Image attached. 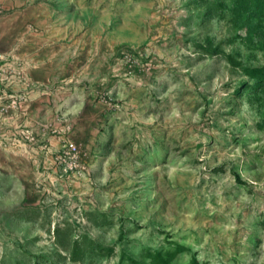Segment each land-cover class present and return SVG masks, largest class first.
<instances>
[{"label": "rangeland", "instance_id": "374dc122", "mask_svg": "<svg viewBox=\"0 0 264 264\" xmlns=\"http://www.w3.org/2000/svg\"><path fill=\"white\" fill-rule=\"evenodd\" d=\"M90 8L106 113L31 123L33 45ZM0 52V264H264V0H0Z\"/></svg>", "mask_w": 264, "mask_h": 264}, {"label": "crops", "instance_id": "0c3cea01", "mask_svg": "<svg viewBox=\"0 0 264 264\" xmlns=\"http://www.w3.org/2000/svg\"><path fill=\"white\" fill-rule=\"evenodd\" d=\"M43 10V4L40 1L32 4V21L35 24L44 21L48 23L53 20L48 10L43 17ZM89 10L81 14L80 11L69 9L65 13L68 29L64 28L60 32H55L51 26L52 30L46 34L45 43L41 46L42 50L46 49L45 52H39L40 48L33 45L36 59L32 58L30 73L33 78L32 83L36 88L32 89L31 99L26 104L28 108L25 113L31 123L50 118L56 107H61L62 110L73 114L77 124L82 127L81 131L86 135H91L94 133L92 122L106 113L105 107H108V102L95 100L93 96L94 78L88 84L80 79L83 77L82 73L101 72L106 62L104 59L101 61L100 58H106L105 54L108 52H102L101 42L104 40V34L96 33L88 28L92 24V21L88 19L96 16L93 8ZM75 22L82 24V28L76 32L70 28L75 25L73 24ZM32 36L36 37V34ZM55 61L62 67L58 76L54 75L57 71L53 68ZM51 77L55 80H51ZM85 88L88 89L85 90ZM35 89L36 91H33ZM27 117L26 120H28ZM38 133L36 131L37 135Z\"/></svg>", "mask_w": 264, "mask_h": 264}, {"label": "built area", "instance_id": "2783aa9c", "mask_svg": "<svg viewBox=\"0 0 264 264\" xmlns=\"http://www.w3.org/2000/svg\"><path fill=\"white\" fill-rule=\"evenodd\" d=\"M1 57H2V53L0 52V58ZM55 159L61 164H71L69 166L70 168L79 165L80 167L81 166L83 167L82 164H84L78 145L70 139H67L63 143V147L60 149L59 153L55 156Z\"/></svg>", "mask_w": 264, "mask_h": 264}]
</instances>
